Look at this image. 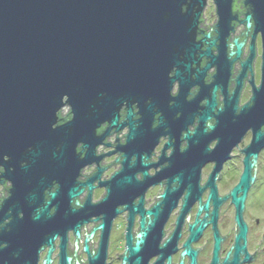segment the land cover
Here are the masks:
<instances>
[{"label":"flooded vegetation","instance_id":"flooded-vegetation-1","mask_svg":"<svg viewBox=\"0 0 264 264\" xmlns=\"http://www.w3.org/2000/svg\"><path fill=\"white\" fill-rule=\"evenodd\" d=\"M217 8L206 0L156 93L124 100L120 128L76 143L73 196L51 199L52 180L38 220L16 211L10 245L17 208L0 207V264H264V0Z\"/></svg>","mask_w":264,"mask_h":264},{"label":"water","instance_id":"water-1","mask_svg":"<svg viewBox=\"0 0 264 264\" xmlns=\"http://www.w3.org/2000/svg\"><path fill=\"white\" fill-rule=\"evenodd\" d=\"M205 2L0 0V166L12 182L0 207L17 208L9 214L8 245L23 237L16 211L39 206L33 221L46 212L50 201L40 197L52 180L60 187L51 199L61 189L74 195L83 164L76 143L89 146L100 121L120 128L125 99L157 92ZM215 2L223 18L229 0ZM64 106L71 118L59 123ZM131 115L127 109L125 118Z\"/></svg>","mask_w":264,"mask_h":264}]
</instances>
